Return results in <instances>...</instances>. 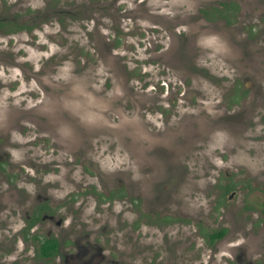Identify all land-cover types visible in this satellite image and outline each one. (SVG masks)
I'll return each mask as SVG.
<instances>
[{
  "label": "rangeland",
  "instance_id": "obj_1",
  "mask_svg": "<svg viewBox=\"0 0 264 264\" xmlns=\"http://www.w3.org/2000/svg\"><path fill=\"white\" fill-rule=\"evenodd\" d=\"M0 20L23 26L0 31L3 171L140 246L172 218L166 264H228L201 239L220 228L233 264L264 260V0H0Z\"/></svg>",
  "mask_w": 264,
  "mask_h": 264
},
{
  "label": "flooded vegetation",
  "instance_id": "obj_2",
  "mask_svg": "<svg viewBox=\"0 0 264 264\" xmlns=\"http://www.w3.org/2000/svg\"><path fill=\"white\" fill-rule=\"evenodd\" d=\"M223 4L226 12L232 8L231 2ZM221 9L214 8V11L219 14ZM222 19L229 21L227 18ZM261 19L260 23L263 26ZM17 29L0 31L13 32ZM18 30H22V27ZM5 157H8L7 153L2 152L0 154V264H166V256L163 255L167 236L166 223L172 218L162 215L156 220L155 214H151L152 219L145 221V224L153 225L156 231L163 230L162 235L159 236L152 230L147 231L143 238L150 240L140 246V237L134 235L136 227L134 222L129 223L127 227H115V229H112L114 225H111L108 219L104 224H100L101 214H86L85 203L82 200L77 201L76 195L67 197L65 201H56L48 195V188L40 187L38 175L27 173L25 181H22L20 165L17 166L18 173L15 175L3 171L5 163L7 165ZM19 182L21 185L18 186ZM24 183H34L37 187L28 190ZM2 185L5 187L3 188ZM129 190L132 194L133 187L130 186ZM117 196L118 194L111 192L99 195L100 199L97 198L96 206L99 207V201H111L117 199ZM109 207L110 204L107 202L96 212ZM222 230L223 232L216 237L203 235L201 239L205 245L212 246L213 258L214 253L219 252V256L229 264L232 263L230 261L232 259H228L231 258L230 255L219 250L220 243L225 238V229L211 230L209 233ZM152 239L161 240L158 248L151 246ZM236 247L242 248L239 245ZM152 248L154 251L151 250ZM241 252L240 250V253L236 254L234 262L238 261ZM137 258L142 261H136ZM252 264H264V260Z\"/></svg>",
  "mask_w": 264,
  "mask_h": 264
},
{
  "label": "trees",
  "instance_id": "obj_3",
  "mask_svg": "<svg viewBox=\"0 0 264 264\" xmlns=\"http://www.w3.org/2000/svg\"><path fill=\"white\" fill-rule=\"evenodd\" d=\"M14 24V23H13ZM0 26H1V20H0ZM19 27H23L22 25H20V26H18L17 28H19ZM223 232V230L222 231H219V232H213V233H207L206 235L208 236V237H210V238H212V237H216V236H218V235H220L221 233Z\"/></svg>",
  "mask_w": 264,
  "mask_h": 264
}]
</instances>
